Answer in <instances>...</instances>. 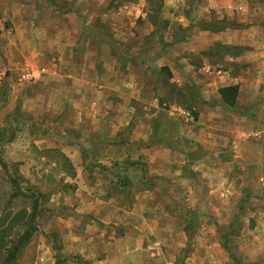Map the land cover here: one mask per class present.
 <instances>
[{
  "label": "crops",
  "instance_id": "1",
  "mask_svg": "<svg viewBox=\"0 0 264 264\" xmlns=\"http://www.w3.org/2000/svg\"><path fill=\"white\" fill-rule=\"evenodd\" d=\"M77 9L76 0H0V86L7 70L18 66L33 69L37 79L56 75L60 90L74 86L69 98L78 107L74 120L77 129L73 134L62 130L59 133L82 141L88 139L82 145L91 147V151L65 143L54 146L60 147L74 171L71 181L78 220L71 225L75 242L69 252L78 262L175 264L176 254L171 258L169 253H177L178 248L171 243L161 244L155 238L160 233L158 224L153 220L145 223L146 219L141 217L136 225L123 222L121 212L125 211L118 204L128 201L125 192L128 186L136 185V178L132 179L129 172L142 157L151 158L150 163H154L149 168L154 181L174 189L178 188V181L189 183L188 167L192 166L193 171L207 170L208 160L204 156L209 154L219 163V173L228 172L223 182L226 189L232 186L235 175L248 170V158L239 146L240 139H249L243 128L228 133L231 137L226 143L228 148L220 144L215 147L210 136L199 139L196 135L204 132L197 125L204 123L207 116L219 123L244 122L249 126L254 121L252 112L261 105L260 93L264 91V0H202L181 5L184 18L162 22L168 31L162 37L156 36L159 46L167 44L171 48L162 53L168 59L166 80L157 81L159 70H156L152 73L155 80L152 83L150 80V84L147 77L138 74L134 79L113 77L115 66L106 61L109 55L105 46L97 44L101 36L97 30L89 32L92 21L77 18ZM186 13L192 18L186 19ZM144 23L149 25L147 21ZM189 24L190 35L181 43L176 29ZM141 37L136 35L137 40ZM179 44L183 45L182 54L176 51ZM82 88L90 95H81ZM112 97H118L116 103L122 100V113L111 109L115 107ZM159 105L179 111L176 115H181L183 123L175 134L165 126L157 129L155 114L140 111ZM170 115L166 120L173 117ZM194 122L195 131H189L187 128ZM157 134L165 135L170 140L168 145L155 142ZM48 139L40 138L39 149L46 145L42 141ZM101 139L109 149L118 146V155L116 163L107 157L98 161L108 169L112 166L122 171L125 175L122 182L96 173L90 176V171H85L84 152L94 153L98 147L93 140ZM122 139L133 144L130 151L117 145ZM186 188L190 195L185 201H189L192 188L188 184ZM151 195L152 201L158 202L159 196L154 191ZM225 196L219 189V198ZM173 197L172 203L177 201ZM145 199L148 196L135 191L129 201L137 204ZM109 223L113 227L107 226ZM119 224L128 225L126 231L120 233L116 228ZM256 246L264 248V243Z\"/></svg>",
  "mask_w": 264,
  "mask_h": 264
},
{
  "label": "rangeland",
  "instance_id": "2",
  "mask_svg": "<svg viewBox=\"0 0 264 264\" xmlns=\"http://www.w3.org/2000/svg\"><path fill=\"white\" fill-rule=\"evenodd\" d=\"M200 1L76 0L75 16L81 21H92L89 32L97 30L101 36L97 44L105 46L109 55L106 61L115 66L113 77L134 79L138 74L147 77L149 83H146L150 84V80L151 83L155 80L152 73L156 70H159L157 81L166 80L168 59L162 53L171 48L167 44L159 46L156 40V36L162 37L168 31L162 22L183 19L180 6ZM185 17L192 18L187 13ZM190 29V24L176 29L181 43L190 35ZM136 35L142 37L137 40ZM176 51L182 54L183 45L179 44ZM67 66L70 69L72 65ZM25 70L37 76L33 69L18 66L7 70L0 86V264H88L78 262L69 252L75 242L71 225L78 220L71 181L74 171L60 147L54 146L65 143L91 151V147L82 145L88 139L82 141L59 133L62 130L73 134L77 129L74 120L78 107L69 98L74 86L60 90L56 75L49 74L32 83H20L19 75ZM80 91L85 97L90 95L87 89ZM260 94L262 103L255 106L254 121L249 126L244 122L219 123L209 116L197 125L204 132H197L196 137L210 136L211 143L218 148L219 144L228 148L226 143L231 139L228 133L238 127L249 134V139L244 137L239 142L248 158V170L235 175L229 189L223 187L228 172L219 173V163L210 154L204 156L208 160L207 170L193 171L192 166L188 167L189 183L178 181L177 189L154 181L149 170L154 165L151 158L142 157L130 169L129 176L136 178V185L128 186L125 192L128 201L135 191L145 198L148 196V200L118 204L129 213L121 212L122 221L135 225L140 217L146 219L145 223L155 221L160 229L155 238L161 244L171 243L178 248L177 253H169L171 258L176 254L175 264H264V248L256 246L264 243V91ZM117 98L112 97L115 107L111 109L122 113V100L116 103ZM140 111L155 114L156 124L159 122L155 124L157 129L165 126L173 134L183 123L179 119L181 115H176L179 111L168 106H149ZM169 115L173 117L166 120ZM192 125L196 122L187 128L189 131H195ZM43 136L49 139L43 140L42 144L46 145L39 149L38 141ZM164 136L157 134L154 141L168 145L170 140ZM93 142L98 149L92 154L84 152L85 171L89 170L90 176L96 173L122 182L125 176L122 171L99 163L103 157L116 163L118 146L109 149L103 139ZM117 145L128 152L133 144L122 139ZM187 184L192 188L189 201H185L187 194L190 195L186 192ZM219 189L225 192V197L219 198ZM153 191L159 196L158 202L152 201ZM171 196L177 201L170 202ZM151 213L156 214L150 217ZM107 226L113 227L111 223ZM126 226L119 224L116 228L123 233ZM164 255L169 258L168 253Z\"/></svg>",
  "mask_w": 264,
  "mask_h": 264
},
{
  "label": "built area",
  "instance_id": "3",
  "mask_svg": "<svg viewBox=\"0 0 264 264\" xmlns=\"http://www.w3.org/2000/svg\"><path fill=\"white\" fill-rule=\"evenodd\" d=\"M36 80H37V76H35V74L30 72L29 70H25V71L21 72V74L19 75V78H18V81L20 83H32ZM182 113H185V112L182 110Z\"/></svg>",
  "mask_w": 264,
  "mask_h": 264
}]
</instances>
